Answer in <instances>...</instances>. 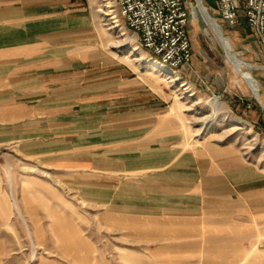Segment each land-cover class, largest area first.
Returning <instances> with one entry per match:
<instances>
[{
	"label": "rangeland",
	"instance_id": "1",
	"mask_svg": "<svg viewBox=\"0 0 264 264\" xmlns=\"http://www.w3.org/2000/svg\"><path fill=\"white\" fill-rule=\"evenodd\" d=\"M191 1L194 56L185 66H191L189 72L198 81H185L179 70L168 78L157 58L140 46L137 34L126 26L114 0L81 2L99 31L106 62L119 61L123 75L135 77L141 91L170 104V125L160 133L174 145L164 161L188 163L196 154L227 148L249 177L264 176V105L244 83L239 84L199 1ZM207 1L218 8L217 0ZM223 27L243 59L264 65L261 45L248 31L252 29L246 20ZM115 41L119 46L110 44ZM133 44L137 50H132ZM254 74L264 91V68H254ZM208 77H213L211 90L206 88ZM215 96L221 104L213 128L186 145L199 126L195 120L213 115ZM154 149L156 154L162 151ZM179 153L183 157L174 161ZM144 174L55 167L0 140V264H264V215L183 218L131 212V205L144 204L154 192L148 186L152 181L141 177Z\"/></svg>",
	"mask_w": 264,
	"mask_h": 264
},
{
	"label": "crops",
	"instance_id": "2",
	"mask_svg": "<svg viewBox=\"0 0 264 264\" xmlns=\"http://www.w3.org/2000/svg\"><path fill=\"white\" fill-rule=\"evenodd\" d=\"M81 1L0 0L1 142L55 167L146 171L141 177L154 192L144 204L132 203L137 214L264 215V176L249 177L227 148L188 163L164 161L174 145L160 133L170 125V104L141 91L119 61L106 62ZM190 69L179 72L198 81ZM205 83L213 89V77ZM155 146L162 151L156 154Z\"/></svg>",
	"mask_w": 264,
	"mask_h": 264
},
{
	"label": "built area",
	"instance_id": "3",
	"mask_svg": "<svg viewBox=\"0 0 264 264\" xmlns=\"http://www.w3.org/2000/svg\"><path fill=\"white\" fill-rule=\"evenodd\" d=\"M217 1L215 18L230 26L246 20L264 50V0ZM114 7L158 62L177 72L191 61V0H114Z\"/></svg>",
	"mask_w": 264,
	"mask_h": 264
},
{
	"label": "bare ground",
	"instance_id": "4",
	"mask_svg": "<svg viewBox=\"0 0 264 264\" xmlns=\"http://www.w3.org/2000/svg\"><path fill=\"white\" fill-rule=\"evenodd\" d=\"M199 1V7L207 17V20L213 27L216 35L218 36L220 42L222 43L224 49L226 50L227 57L229 59V62L232 63L233 69L237 73L238 77V82L239 84L244 83L246 89L251 93V95L259 100L260 103L264 105V91L262 86L260 85L258 79L256 78L254 74V68L256 67H262L264 68V65H258V64H253L249 61H246L240 56V53L234 50L232 40L231 38L226 35L223 23L217 20L210 12V9L204 4L203 0H198ZM105 6V5H104ZM107 7H110V1L106 3ZM101 13H105L104 8H99ZM108 14V13H107ZM227 31V30H226ZM205 34L207 35L208 32L205 31ZM120 36H124L125 32L120 30L119 33ZM126 39V38H124ZM131 40V38H129ZM113 46H119V41L111 42L110 43ZM132 50H137V47L135 44L132 45ZM161 70H165L168 73V78L171 77L173 78L175 72L172 71V69L167 68L166 66L162 65L161 63ZM177 103V105H176ZM175 107H179V103L176 102ZM221 104V101L218 96L213 97L211 106L214 109L213 115L210 116H201L195 120L199 124L197 130L192 133L190 138H187L185 141L186 145H189L191 139H198V137H202L203 135H206L207 132H209L213 126H214V116L217 114V111L219 109V105ZM212 109V110H213ZM189 125V124H188ZM185 128V127H184ZM190 128V127H189ZM188 127L186 126V130ZM185 130V129H184ZM191 131V130H190ZM183 134V133H182ZM188 135V134H187ZM193 146V145H192Z\"/></svg>",
	"mask_w": 264,
	"mask_h": 264
}]
</instances>
